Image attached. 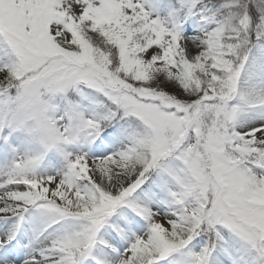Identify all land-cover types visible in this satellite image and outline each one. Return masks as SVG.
Wrapping results in <instances>:
<instances>
[{"label": "snow or ice", "instance_id": "snow-or-ice-1", "mask_svg": "<svg viewBox=\"0 0 264 264\" xmlns=\"http://www.w3.org/2000/svg\"><path fill=\"white\" fill-rule=\"evenodd\" d=\"M0 264H264V0H0Z\"/></svg>", "mask_w": 264, "mask_h": 264}]
</instances>
